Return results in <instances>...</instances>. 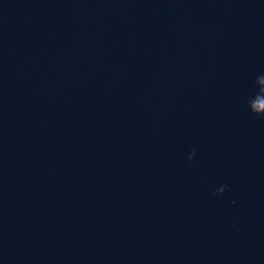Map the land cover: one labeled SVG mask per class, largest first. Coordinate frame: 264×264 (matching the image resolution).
<instances>
[{"label": "water", "instance_id": "water-1", "mask_svg": "<svg viewBox=\"0 0 264 264\" xmlns=\"http://www.w3.org/2000/svg\"><path fill=\"white\" fill-rule=\"evenodd\" d=\"M0 264H264V0H0Z\"/></svg>", "mask_w": 264, "mask_h": 264}, {"label": "clouds", "instance_id": "clouds-1", "mask_svg": "<svg viewBox=\"0 0 264 264\" xmlns=\"http://www.w3.org/2000/svg\"><path fill=\"white\" fill-rule=\"evenodd\" d=\"M255 115V114H254ZM257 116V115H256Z\"/></svg>", "mask_w": 264, "mask_h": 264}]
</instances>
